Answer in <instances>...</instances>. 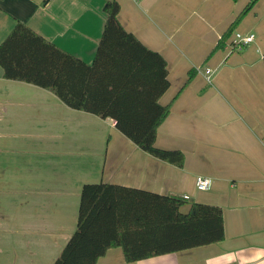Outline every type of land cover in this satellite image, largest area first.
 I'll return each instance as SVG.
<instances>
[{
  "label": "crops",
  "instance_id": "0c3cea01",
  "mask_svg": "<svg viewBox=\"0 0 264 264\" xmlns=\"http://www.w3.org/2000/svg\"><path fill=\"white\" fill-rule=\"evenodd\" d=\"M45 1L0 0V45L22 22L92 64L107 18L104 8L114 0ZM116 1L124 27L167 61L171 85L159 103L172 106L156 145L181 150L184 166L140 149L114 119L73 109L50 90L6 79L0 66V264H54L76 231L83 187L99 183L188 196L192 203L223 209L224 240L130 264H264V122L252 117L236 134L223 129L220 116L204 106L212 75L235 57L251 69L260 63L255 76L264 79V53L256 44L262 60H248L250 52L239 56L224 50L209 59L189 43L185 47L192 57H185L184 69V53L170 40L177 31L167 37L163 30L181 19L183 0ZM202 6L206 13L196 18L199 22L209 19L207 11L219 21L208 32L207 50L218 48L225 25L239 9L228 0L197 9ZM205 60L215 66L210 81L206 69L212 67L202 71ZM197 176L212 179L208 196L197 192ZM98 264L129 263L115 247Z\"/></svg>",
  "mask_w": 264,
  "mask_h": 264
},
{
  "label": "trees",
  "instance_id": "16d2710c",
  "mask_svg": "<svg viewBox=\"0 0 264 264\" xmlns=\"http://www.w3.org/2000/svg\"><path fill=\"white\" fill-rule=\"evenodd\" d=\"M46 0L45 2H47ZM259 0H252L247 13ZM121 5L106 4L103 34L92 64L67 53L18 22L0 45L8 80L52 91L67 106L111 118L117 129L146 153L183 167L185 154L157 147L160 125L171 112L159 99L169 89L167 61L145 46L119 19ZM232 32L226 31L218 48ZM190 79L193 71L189 72ZM116 184L83 187L76 231L54 264H98L121 247L127 263L210 245L225 239L223 209Z\"/></svg>",
  "mask_w": 264,
  "mask_h": 264
},
{
  "label": "rangeland",
  "instance_id": "374dc122",
  "mask_svg": "<svg viewBox=\"0 0 264 264\" xmlns=\"http://www.w3.org/2000/svg\"><path fill=\"white\" fill-rule=\"evenodd\" d=\"M192 1L193 4L189 2ZM220 0H183L185 3L184 13L181 19L178 20L176 25L169 28H163L167 37H171L173 30L177 31V36L170 38L175 44L178 53L181 55L184 53L183 62H186L185 57H192L190 51L185 47L189 43H193L195 47L203 49L202 55L214 58L217 56L216 52L219 50L236 53L241 56L247 52H250L248 60L256 61L261 58L262 55L257 52L255 46L258 45L259 49L264 53V0H259L251 10L244 13L245 8L252 0H228L232 7L239 9L237 14L233 15L228 24L225 25V30L221 33V37L232 28L231 34L223 41V47L217 48V44L213 49L207 50V40L209 30L211 27L219 24L218 18H215L211 11H207L209 19L203 18L202 21H198L196 18L203 15L206 11L203 10V6L197 9L201 4L214 7ZM193 15V16H191ZM191 16V17H190ZM214 19H212L211 17ZM256 25V26H255ZM250 29L256 36V43L244 48L243 50H232L230 43L227 45L229 49L225 47V43L232 41L236 33H245L244 29ZM230 41V42H231ZM219 43V42H218ZM183 44V45H182ZM243 60L240 57H235L226 66L220 67V70L216 75H212V85H208L210 91H208L204 97V106L214 110L220 118L218 122L222 125L223 129H230L233 132H239L240 126L246 123V120L255 117L258 121L264 122V79H260L255 76V69H258L260 74V63L254 68H249L242 63ZM204 64V65H203ZM202 71L205 72L206 65H210L214 71V65L209 64L208 61H203ZM263 66L264 77V62ZM201 64H199L200 66ZM244 65V66H243ZM188 66L185 63L184 69ZM214 73V72H213ZM218 76V77H217ZM217 77V80L215 79ZM202 100V99H201ZM204 107V108H206ZM249 116V117H248ZM237 134V133H236ZM199 195L208 196L209 191H198ZM192 201H187L182 210L188 212L192 205Z\"/></svg>",
  "mask_w": 264,
  "mask_h": 264
},
{
  "label": "built area",
  "instance_id": "2783aa9c",
  "mask_svg": "<svg viewBox=\"0 0 264 264\" xmlns=\"http://www.w3.org/2000/svg\"><path fill=\"white\" fill-rule=\"evenodd\" d=\"M256 37L253 33H236L233 40L231 41L230 47L232 50H243L244 48L250 46ZM206 74L210 81V77L213 74V70L211 68L206 69ZM196 189L198 191H208L211 189L213 185L212 179L205 176H197L195 181ZM184 199H188V196H184Z\"/></svg>",
  "mask_w": 264,
  "mask_h": 264
}]
</instances>
